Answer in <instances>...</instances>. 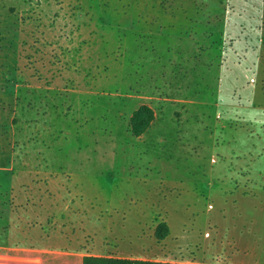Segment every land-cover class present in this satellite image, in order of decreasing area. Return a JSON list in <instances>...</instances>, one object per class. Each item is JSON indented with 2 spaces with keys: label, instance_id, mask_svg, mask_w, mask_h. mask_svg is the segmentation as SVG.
Returning <instances> with one entry per match:
<instances>
[{
  "label": "rangeland",
  "instance_id": "374dc122",
  "mask_svg": "<svg viewBox=\"0 0 264 264\" xmlns=\"http://www.w3.org/2000/svg\"><path fill=\"white\" fill-rule=\"evenodd\" d=\"M117 1L14 3L27 37L18 163L64 171L99 254L264 264V0H229L209 44L107 27Z\"/></svg>",
  "mask_w": 264,
  "mask_h": 264
},
{
  "label": "crops",
  "instance_id": "0c3cea01",
  "mask_svg": "<svg viewBox=\"0 0 264 264\" xmlns=\"http://www.w3.org/2000/svg\"><path fill=\"white\" fill-rule=\"evenodd\" d=\"M126 1L123 8L112 4L103 8L102 24L131 29L142 37L161 34L194 44L221 39L226 29L229 0ZM17 2L0 0V264H82L84 255H107L95 252L96 247L86 240L90 231L81 223L64 171L56 170L52 163L27 165L17 161L15 114L26 69L22 53L27 45ZM73 30L69 32L75 41ZM57 31L60 29L49 26L44 36ZM59 36L57 33L56 38ZM61 74L78 75L79 68ZM74 79L66 78V82ZM42 172L50 173L49 179L36 175ZM171 234L170 227L166 238Z\"/></svg>",
  "mask_w": 264,
  "mask_h": 264
},
{
  "label": "trees",
  "instance_id": "16d2710c",
  "mask_svg": "<svg viewBox=\"0 0 264 264\" xmlns=\"http://www.w3.org/2000/svg\"><path fill=\"white\" fill-rule=\"evenodd\" d=\"M141 107L137 112L136 116L141 118V127L139 131H143L147 128L149 123V118L144 121L143 117L139 114L143 111ZM134 132H138L135 130ZM169 233V226L165 222H159L155 229V235L158 239H164ZM82 264H189V263H176L169 261H157L149 259L140 258H128V257H114V256H95V255H84L82 257Z\"/></svg>",
  "mask_w": 264,
  "mask_h": 264
}]
</instances>
